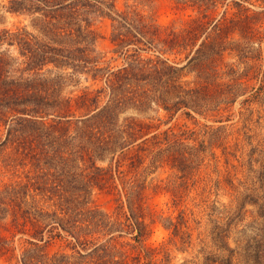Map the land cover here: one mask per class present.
<instances>
[{
  "label": "rangeland",
  "instance_id": "obj_1",
  "mask_svg": "<svg viewBox=\"0 0 264 264\" xmlns=\"http://www.w3.org/2000/svg\"><path fill=\"white\" fill-rule=\"evenodd\" d=\"M0 2L3 6V0ZM117 7L120 11L135 10L154 21L163 38L171 31L186 35L184 47L174 51L169 59L181 68L179 83L194 94L181 96L188 104L175 114L168 113L163 103L176 101V96L168 95L169 91L166 93L162 85L150 87L142 102L130 101L123 107L120 123L126 118L146 123L151 126L152 135L160 134L162 142L138 170L127 173L123 184L119 179H115V184L108 179L96 188L86 186L88 181L84 176L77 175L82 174L78 168L86 167L76 161L71 168L68 163L58 166L57 160H47L52 163L50 185L57 183L69 192L68 198H77L73 203L80 211L79 227L74 238L58 240L49 246V254L40 251L33 257L41 264H154V259L147 261L145 256L151 259L155 253L150 249L164 246L167 254L158 255L157 264H161L164 256L168 261L164 264H217L229 259L232 264H264L261 258L264 256V89L261 96H256L263 79L264 29L249 42L239 36L228 38V31L217 35L211 28L223 19L225 8L207 11L187 1L117 0ZM252 9L260 11L257 7ZM2 13L0 30L27 25L34 32L30 19L5 10ZM205 28L208 30L198 45L209 34L212 42L224 41L221 54L209 61H192L198 48L190 55L192 44L198 40L196 30L200 33ZM96 30L100 35L96 49L104 57L105 66L121 67L127 63L126 49L111 41L112 21L97 22ZM236 49L244 51L240 55ZM151 55L142 53L144 59ZM65 77L63 89L59 87L65 98L81 94L92 84L82 75ZM239 78L249 81L248 84H235ZM104 86L98 83L95 89ZM144 89L146 86H142ZM170 129L166 137L164 134ZM95 159L101 168L109 169L111 164L114 167L115 162L108 159L105 162ZM2 161L1 158V186L14 179ZM24 171L21 169L18 176L26 182ZM109 176L105 173L104 177ZM50 198L56 201L55 197ZM50 198H31L30 202L39 201L42 206ZM89 210L102 215L110 224L96 226L85 222ZM122 213L145 224L142 241L134 240L136 232L131 234ZM181 216L188 236L185 245L171 242L170 233L163 226L164 218L176 220ZM94 246H108L103 262L95 255H88ZM20 254L18 251L17 255Z\"/></svg>",
  "mask_w": 264,
  "mask_h": 264
},
{
  "label": "trees",
  "instance_id": "obj_2",
  "mask_svg": "<svg viewBox=\"0 0 264 264\" xmlns=\"http://www.w3.org/2000/svg\"><path fill=\"white\" fill-rule=\"evenodd\" d=\"M177 1L191 2L207 11L225 8L223 19L211 28L217 35L228 31V38L239 36L249 42L264 29V0H250L251 3L248 0ZM3 4L0 20L5 10L30 19L34 32L27 25L0 30V159L7 171L14 174L10 183L0 185V262L41 264L33 255L40 251L49 254L50 245L68 236L74 238L80 212L73 203L77 198H68L69 192L57 183L50 185L52 163L47 160H57L58 166L68 163L71 168L75 167V161L83 165L86 168H78L82 174L77 175L84 176L88 181L86 186L96 188L108 179L114 184L119 179L123 184L127 173L138 170L162 146L160 134L152 135L150 125L133 118L120 123L123 107L130 101L142 102L150 87L162 85L166 93L169 91L168 95L176 96V101L163 103L168 113L175 114L187 107L181 96L194 94L179 83L181 68L169 59L174 51L184 47L186 35L171 31L163 38L154 21L135 10L120 11L117 0H3ZM255 7L260 11L252 9ZM233 11L236 12L229 17ZM104 19L112 21V43L126 49L128 62L121 67L105 66L104 57L98 55L96 44L100 35L96 26ZM207 30L202 29L200 33L196 30L198 40L192 44L190 55L198 48L192 61H209L221 54L224 41L212 42L209 34L198 45ZM4 46L6 50H2ZM236 51L241 55L244 49ZM142 53L153 55L144 59ZM260 57L261 60L262 54ZM258 69L261 71L262 64ZM68 71L71 73L66 75ZM77 74L92 84L79 95L63 97L59 87L63 89L64 77ZM262 74L257 97L264 89V70ZM244 82L239 78L235 84L241 86ZM98 83L105 86L95 89ZM142 86L146 89L142 90ZM170 131L164 135L168 137ZM95 158L99 162L107 159L115 162L114 167L111 164L109 169L101 168ZM21 169L25 170L26 182L18 176ZM177 169L183 172L181 167ZM105 173L109 178L105 179ZM115 188L118 190L117 185ZM38 197H55L56 201L50 198L48 205L42 206L39 201L30 202L31 198ZM88 212L85 222L96 226L110 224L93 210ZM122 215L131 234L136 232L134 240L142 241L145 224L126 213ZM164 220L170 241L187 244L184 218ZM108 251V246H94L88 255H95L103 262ZM150 252L155 253L154 257L145 256V259H154V264L158 255L167 254L164 246ZM165 262H168L167 256L161 264ZM217 264H232V261Z\"/></svg>",
  "mask_w": 264,
  "mask_h": 264
}]
</instances>
